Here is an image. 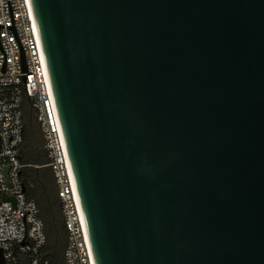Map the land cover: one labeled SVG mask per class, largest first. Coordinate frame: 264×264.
I'll return each mask as SVG.
<instances>
[{
	"label": "water",
	"instance_id": "95a60500",
	"mask_svg": "<svg viewBox=\"0 0 264 264\" xmlns=\"http://www.w3.org/2000/svg\"><path fill=\"white\" fill-rule=\"evenodd\" d=\"M31 2L96 263L264 264V0Z\"/></svg>",
	"mask_w": 264,
	"mask_h": 264
},
{
	"label": "built area",
	"instance_id": "2783aa9c",
	"mask_svg": "<svg viewBox=\"0 0 264 264\" xmlns=\"http://www.w3.org/2000/svg\"><path fill=\"white\" fill-rule=\"evenodd\" d=\"M37 109L55 175L65 264H97L31 0H0V264H53L45 224L22 180L23 104Z\"/></svg>",
	"mask_w": 264,
	"mask_h": 264
},
{
	"label": "trees",
	"instance_id": "16d2710c",
	"mask_svg": "<svg viewBox=\"0 0 264 264\" xmlns=\"http://www.w3.org/2000/svg\"><path fill=\"white\" fill-rule=\"evenodd\" d=\"M25 122V119H24ZM28 126L25 123V130H24V141L21 146V157L24 163L28 164H35L34 168H29L25 172V168L22 173V180L26 187V192L30 197H33L36 200V192L38 189L40 192L43 191L45 195L49 192V187H53V174L51 171L47 170L45 173H41L42 169L40 164V153L38 151L37 146L34 143V133L33 130L30 134L27 132ZM35 149L34 152L32 149ZM34 161V163H33ZM29 165V166H30ZM33 166V165H31ZM30 166V167H31ZM25 180V181H24ZM30 191V192H29ZM34 195V196H33ZM40 215L45 224V231L47 234V242L43 249V255L50 257L53 264H65L63 262V254H62V246L66 245L67 242V234L63 222L62 216V209L58 197L53 201L49 196L46 198V204L44 203V199H40L37 201ZM47 207L51 215V222L48 223V220L45 219L44 216V209Z\"/></svg>",
	"mask_w": 264,
	"mask_h": 264
},
{
	"label": "rangeland",
	"instance_id": "374dc122",
	"mask_svg": "<svg viewBox=\"0 0 264 264\" xmlns=\"http://www.w3.org/2000/svg\"><path fill=\"white\" fill-rule=\"evenodd\" d=\"M23 110H24L25 123L28 126L27 132H28V134H30L32 132L31 130H33L34 143L37 146L38 151H39L40 156H41V158H40V164H42L41 165L42 169H40L41 173H45V172H47V170H49V171H51V173L53 174V177H54L53 178V187H51V186L49 187V192L47 195H45V193H43V191L40 192L38 189L36 190V192H39V194H36L37 195L35 197L36 200L39 201L42 198V199H44V203L46 204L47 196L50 195V197L53 201H55V199L58 197L57 187H56V183H55V175H54V171L52 170V168L48 165L49 157L47 155V149H46L45 139H44V135H43V129L41 127L39 120L37 119L38 111H37V109H35L32 106V104L28 98H26L24 101ZM32 150L34 152H36V150L34 148ZM33 163H34V161H33ZM26 165H27V168L25 169V172L29 168L35 169V167H34L35 164H31V165H33V166H31L30 164L27 163ZM43 213H44L45 219H47L48 223H50L51 222V215H50L49 211L47 210V207L44 209ZM64 250H65V245L62 246V254L64 253Z\"/></svg>",
	"mask_w": 264,
	"mask_h": 264
},
{
	"label": "crops",
	"instance_id": "0c3cea01",
	"mask_svg": "<svg viewBox=\"0 0 264 264\" xmlns=\"http://www.w3.org/2000/svg\"><path fill=\"white\" fill-rule=\"evenodd\" d=\"M58 200H59V197H58ZM60 202V201H59Z\"/></svg>",
	"mask_w": 264,
	"mask_h": 264
}]
</instances>
